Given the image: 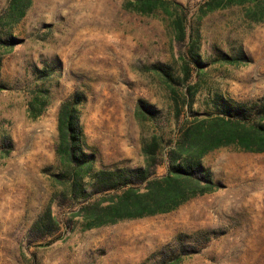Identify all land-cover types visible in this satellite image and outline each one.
I'll use <instances>...</instances> for the list:
<instances>
[{"label":"rangeland","instance_id":"1","mask_svg":"<svg viewBox=\"0 0 264 264\" xmlns=\"http://www.w3.org/2000/svg\"><path fill=\"white\" fill-rule=\"evenodd\" d=\"M216 1L158 0L145 13L140 0H31L15 21L11 0H0V37L13 36L0 39V264H264V151L234 146L203 158L221 187L175 210L93 228L75 216L72 230L32 231L48 208L66 221L80 203L56 199L65 188L55 181L57 116L71 94L86 97L81 123L99 168L144 165L142 138H173L177 110L186 120L207 116L218 93L264 97V0H223L227 6L209 11ZM195 40L203 64H190L183 81ZM43 101V113L31 117L30 105ZM143 103L156 107L154 119L138 118ZM163 249L169 255L160 261Z\"/></svg>","mask_w":264,"mask_h":264},{"label":"trees","instance_id":"2","mask_svg":"<svg viewBox=\"0 0 264 264\" xmlns=\"http://www.w3.org/2000/svg\"><path fill=\"white\" fill-rule=\"evenodd\" d=\"M156 1L158 0H140L143 6L140 11L152 12V5ZM242 1L245 0L236 2ZM223 2L217 0L208 10L227 6ZM234 2L235 0H229L228 4ZM10 4L18 11L15 18L17 21L25 15L31 0H11ZM259 20H264V17ZM177 25L178 38L184 40L186 27L181 21H177ZM12 38V35H7L4 39L0 37L6 43ZM196 41L190 46V53L186 57L188 60L182 65L183 81L191 76L190 64L197 68L203 64ZM240 54L235 57L224 55L223 58L234 60L245 57L243 53ZM1 60L0 55V68ZM153 67L169 80L176 81L167 65L155 63ZM43 71L42 76H47V69ZM197 92L195 89L187 93V108H192ZM85 98L84 93L71 94L60 103L57 116L56 152L60 158L61 171L55 174V181L64 183L65 188L56 199L58 202L79 201L77 211L73 217L62 221L53 214L50 207L33 224L32 231L40 232L45 227L54 230L61 225L72 230L75 216L84 219L85 228H93L123 219L170 212L193 197L211 193L221 187V183L203 161L210 151L224 146L253 152L264 151V97L244 102L218 93L207 103L205 117L181 120V113L177 110V133L173 138L165 140L157 134L143 137L144 165L99 168L95 165V152L87 148L81 123L80 105ZM45 106L44 101L32 103L30 116L37 118L43 113ZM157 112L154 105L143 103L141 109H138V118L154 119ZM162 165L165 166V171L158 174L157 170ZM178 252L175 250L177 261L182 254V251ZM158 255L159 260L164 261L169 253L163 249Z\"/></svg>","mask_w":264,"mask_h":264},{"label":"bare ground","instance_id":"3","mask_svg":"<svg viewBox=\"0 0 264 264\" xmlns=\"http://www.w3.org/2000/svg\"><path fill=\"white\" fill-rule=\"evenodd\" d=\"M241 195V194H240Z\"/></svg>","mask_w":264,"mask_h":264}]
</instances>
